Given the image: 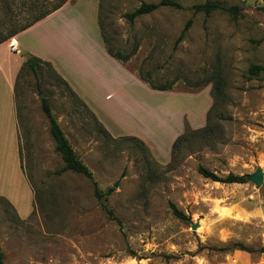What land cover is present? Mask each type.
I'll return each instance as SVG.
<instances>
[{
  "label": "rangeland",
  "instance_id": "obj_1",
  "mask_svg": "<svg viewBox=\"0 0 264 264\" xmlns=\"http://www.w3.org/2000/svg\"><path fill=\"white\" fill-rule=\"evenodd\" d=\"M58 1L0 0V39ZM95 1L79 0L19 38L40 57L61 54L73 62V38L62 28L82 13L96 32L100 20L113 50L134 53L125 64L95 57L91 69L69 74L86 106L51 62L41 64L38 79L27 67L19 74V138L34 198L23 203V194L14 192L19 211L0 196L4 263L264 264L263 252L214 249L233 242L264 246V181L257 186L248 179L259 166L264 170V71L249 72L251 64L264 66V0H210L238 6L237 15L195 13L191 6L207 0H180L184 8L160 6L132 23L126 12L159 0H99L98 19ZM140 69L171 89L151 88L138 77ZM40 91L106 194L102 201L86 175L56 173L64 161ZM177 132L184 137L173 148ZM133 135L144 145L128 138ZM200 166L219 176L244 174L246 182L214 181ZM171 203L187 218L176 216Z\"/></svg>",
  "mask_w": 264,
  "mask_h": 264
},
{
  "label": "crops",
  "instance_id": "obj_2",
  "mask_svg": "<svg viewBox=\"0 0 264 264\" xmlns=\"http://www.w3.org/2000/svg\"><path fill=\"white\" fill-rule=\"evenodd\" d=\"M99 3V0H96L94 3L95 16L97 19ZM69 5H79V0L67 1L62 7L46 17H52L55 13L67 9ZM66 22L67 23L64 22L62 32L65 35H69L67 37L73 38L69 43L72 50V54L70 55L73 57L74 61L68 62L66 57L63 56L62 58L61 54H53L50 58H41L51 62L56 72L65 79L78 97L87 104V101L80 97L81 92H77L79 91L78 86L69 74L91 69L95 57L102 59L108 58L111 55L107 52L100 28L99 32L94 30V21L92 18L87 21L86 16L79 13L75 18L70 17L66 19ZM35 24L11 37L14 38L15 42L18 44L19 51L16 52L11 50L10 41H3L0 43V196L17 205L19 211L20 207L17 203L18 198L14 195V192L19 190V196L23 194L20 199L23 203L26 201L31 202V198L33 199L34 197L24 169L25 162L22 157L23 151L21 150L18 115L15 103V85L28 54H37L28 44L21 42L19 38L22 33L28 31ZM67 64L70 69L66 67ZM108 95L110 96V94ZM94 114L101 125L106 130H109L95 112ZM178 135L179 132H177L175 137Z\"/></svg>",
  "mask_w": 264,
  "mask_h": 264
},
{
  "label": "trees",
  "instance_id": "obj_3",
  "mask_svg": "<svg viewBox=\"0 0 264 264\" xmlns=\"http://www.w3.org/2000/svg\"><path fill=\"white\" fill-rule=\"evenodd\" d=\"M67 1H69V0H59L57 2V4L53 5L52 7L46 8L45 10L38 12L30 20H28L25 24L21 25L19 28L13 29L10 34H8L6 37L0 39V43L7 40L10 36L16 35L20 31L25 30L26 28H28V27L32 26L33 24H35L36 22H38L39 20L45 18L50 13H52L55 10L62 7ZM160 6H174L177 8H184V5L180 0H159L157 2H155V1H151V2L142 1L140 3V5L137 6L135 9H133L130 12H126L124 14V17H126V19L132 23V22H134L136 17L143 15V14L151 13L154 10L158 9ZM99 7H100V3H99ZM191 9H193V11L195 13L204 12L207 15L210 14L211 12L215 11V10H221L224 12L231 13L233 15H237L239 13V7L236 5L225 6L224 4H221V3L216 2V1H210V0H207L203 3L194 4L191 6ZM191 23H192V19H189L186 22L182 32L180 33V35L176 41L177 43L183 38L185 32L189 29ZM98 24L100 27L101 36H102L103 42L105 44V47L107 49V52L112 57H114L115 59H117L121 63L125 64L128 61V59L132 56V54L134 53V50L128 51V52H122L120 50H113L109 46L108 39L106 38V35L103 31V26H102V23L100 22V20L98 21ZM44 62L50 64L49 61L44 60L39 56H36L33 54H28V56L26 57V59L24 61L21 72L23 71V69L25 67H27L32 71L34 76L38 79L39 74H40L41 64ZM261 71H264V66L261 64H251L249 67V72L251 74H258ZM54 72L56 75H58V77L62 80V82L70 88V90L74 93V95H76V97L79 98L78 95L73 91V89H71L69 84L65 81V79L63 77H61L56 72L55 69H54ZM138 77L140 79H142L144 82H146L153 89L168 90V89H171V87H172V83H167V84H162V85L156 84L153 81L152 71L149 69L148 70L140 69L138 71ZM214 89H215V93H217V95L222 94L223 82L221 81L220 78L215 79ZM15 95H16V85H15ZM41 101H42L43 111H44L45 115L47 116L49 123H50V132H51V135L53 136V138L55 140L56 150L61 154V157L64 161V165L62 167H60L59 169H57L56 173L61 174L67 170H71V171L86 175L91 180V182L93 184L94 193H95L96 197L100 201H102L104 199V197H106V194L100 190L98 183L94 179L93 173L90 170V168L77 156L71 142L67 138L63 128L61 127L57 118L55 117L49 100L46 97H43ZM83 103L86 106L84 101H83ZM100 125H101V123H100ZM101 127L104 129V131H106V132L108 131L102 125H101ZM183 137H184V134L178 135L176 137L175 141L173 142L172 147L174 148L178 144V142L183 139ZM128 138L135 139L141 145H144V141L141 138H138L136 136H128ZM198 169H199V172L204 177L211 178L214 181H220V182H225V183H233V182L243 183V182H246V175H244V174L240 175V174H235V173L230 172L226 176H219L214 171H212L206 167L200 166ZM170 205H171L173 213L176 216L183 218V219L187 218V215L183 211H181L174 203H171ZM102 207L107 212V214L110 218L116 219L119 223L121 222L120 219L117 218V216H115L114 211L110 207H108L104 202H102ZM214 249H217L219 251H231L234 249H241V250H245L248 252L259 251V252L264 253V246H262L259 249H254V248H250V247L246 246L242 242H233L231 244L215 247ZM0 264H5L4 263V252L1 248V246H0Z\"/></svg>",
  "mask_w": 264,
  "mask_h": 264
},
{
  "label": "water",
  "instance_id": "obj_4",
  "mask_svg": "<svg viewBox=\"0 0 264 264\" xmlns=\"http://www.w3.org/2000/svg\"><path fill=\"white\" fill-rule=\"evenodd\" d=\"M39 96L45 97V92L40 91ZM248 179L255 182L257 186H261L264 181V170L259 166L256 171L248 174ZM192 227L196 228V224H193Z\"/></svg>",
  "mask_w": 264,
  "mask_h": 264
},
{
  "label": "built area",
  "instance_id": "obj_5",
  "mask_svg": "<svg viewBox=\"0 0 264 264\" xmlns=\"http://www.w3.org/2000/svg\"><path fill=\"white\" fill-rule=\"evenodd\" d=\"M10 48L12 51H19V46L18 44L15 42L14 38L10 39Z\"/></svg>",
  "mask_w": 264,
  "mask_h": 264
}]
</instances>
